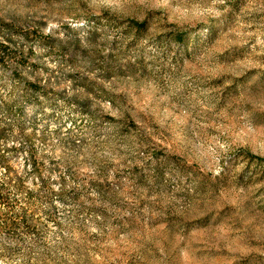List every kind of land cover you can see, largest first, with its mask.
I'll return each instance as SVG.
<instances>
[{
    "label": "rangeland",
    "instance_id": "obj_1",
    "mask_svg": "<svg viewBox=\"0 0 264 264\" xmlns=\"http://www.w3.org/2000/svg\"><path fill=\"white\" fill-rule=\"evenodd\" d=\"M0 264H264V0H0Z\"/></svg>",
    "mask_w": 264,
    "mask_h": 264
},
{
    "label": "trees",
    "instance_id": "obj_2",
    "mask_svg": "<svg viewBox=\"0 0 264 264\" xmlns=\"http://www.w3.org/2000/svg\"><path fill=\"white\" fill-rule=\"evenodd\" d=\"M138 25H141V23H138V24H137V27H141V26H138Z\"/></svg>",
    "mask_w": 264,
    "mask_h": 264
}]
</instances>
